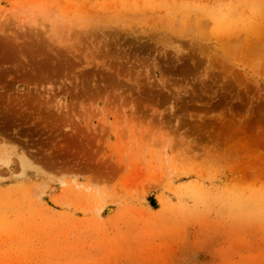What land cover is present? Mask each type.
Instances as JSON below:
<instances>
[{
  "label": "rangeland",
  "instance_id": "rangeland-1",
  "mask_svg": "<svg viewBox=\"0 0 264 264\" xmlns=\"http://www.w3.org/2000/svg\"><path fill=\"white\" fill-rule=\"evenodd\" d=\"M0 264H264V0H0Z\"/></svg>",
  "mask_w": 264,
  "mask_h": 264
}]
</instances>
